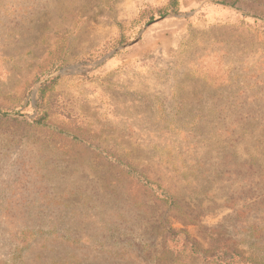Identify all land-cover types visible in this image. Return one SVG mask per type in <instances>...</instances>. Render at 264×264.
I'll return each instance as SVG.
<instances>
[{"label":"rangeland","instance_id":"1","mask_svg":"<svg viewBox=\"0 0 264 264\" xmlns=\"http://www.w3.org/2000/svg\"><path fill=\"white\" fill-rule=\"evenodd\" d=\"M0 264H264V0H0Z\"/></svg>","mask_w":264,"mask_h":264}]
</instances>
